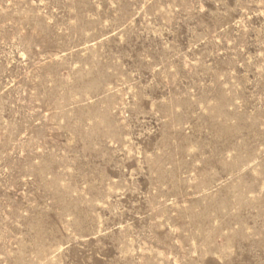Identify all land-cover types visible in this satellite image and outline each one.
<instances>
[{
	"label": "rangeland",
	"instance_id": "374dc122",
	"mask_svg": "<svg viewBox=\"0 0 264 264\" xmlns=\"http://www.w3.org/2000/svg\"><path fill=\"white\" fill-rule=\"evenodd\" d=\"M0 264H264V0H0Z\"/></svg>",
	"mask_w": 264,
	"mask_h": 264
}]
</instances>
